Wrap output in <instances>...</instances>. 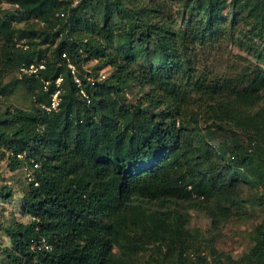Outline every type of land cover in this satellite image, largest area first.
<instances>
[{"label": "trees", "instance_id": "obj_1", "mask_svg": "<svg viewBox=\"0 0 264 264\" xmlns=\"http://www.w3.org/2000/svg\"><path fill=\"white\" fill-rule=\"evenodd\" d=\"M7 1L17 5L26 20L37 19L45 29L39 34L33 27L21 30L30 46L15 48L11 23L0 19L6 59L18 68L44 64L37 74L24 76L42 86L39 104L50 103L57 90L60 104L56 111L38 106L32 113L16 110L0 117V147L10 152L11 169L27 163L34 177L23 195L25 212L33 219L3 228L11 246L5 248L0 264H112L115 244L124 242L132 253L146 248L149 241L168 239L173 244V234L179 236L181 264H208L204 256L184 245L185 219L174 228L166 213L151 212L144 202L199 194L205 198L211 196L209 186L218 187L215 178L198 185L192 170L182 172L192 162L186 148L194 147L193 133L200 131L180 121L187 117L194 99L236 96L256 100L264 95V52L236 38L233 26L229 30L225 25L228 19L223 11L229 0L186 3L190 11L182 21L165 16L156 6L148 11L127 7L124 0ZM231 3L248 10L245 22L251 29L243 33V39L264 38V0ZM223 39L248 46L263 66L242 58L248 64L235 75L201 69V61L219 51ZM109 48L121 59L108 58L107 63L128 68L127 75L116 84L85 80L83 64L92 57H107ZM139 60L137 74L130 64ZM126 78L157 96L159 114L154 108H143V102L115 107L122 101ZM44 81L49 83L47 90ZM260 112L252 121L238 118L239 127L250 125L244 129L249 131L251 150L239 142L213 149L224 171L236 177L234 183L242 179L264 190V108ZM223 115L229 118L226 111ZM189 131L192 142L182 139ZM197 173L206 177L211 171ZM13 195L7 186L0 188L1 198L9 200ZM42 239L48 247L39 246ZM244 261L264 264L262 227Z\"/></svg>", "mask_w": 264, "mask_h": 264}, {"label": "rangeland", "instance_id": "obj_2", "mask_svg": "<svg viewBox=\"0 0 264 264\" xmlns=\"http://www.w3.org/2000/svg\"><path fill=\"white\" fill-rule=\"evenodd\" d=\"M79 1L75 0L74 4ZM193 1L124 0L127 7L147 11L156 6L162 14L177 21H182L184 15L189 13L190 10L186 9L185 4H192ZM231 2L232 0H229L223 11V15L228 19L225 25L229 30L233 26L232 33H235L236 38L244 40L252 49L263 53V37H255L249 41L243 39V33H248L251 29V25L245 22L248 10L235 6ZM11 16L15 19H11ZM0 19L11 23L15 48L24 49L30 46V39L21 37V30L33 27L39 34L45 29L44 25L37 23V19L26 20L20 13L19 7L7 0H0ZM34 24L35 26H32ZM1 36L0 34V117L8 113L13 114L16 110L32 113L40 106L38 98L42 86L31 82L29 78H26L28 76L21 74L20 68L6 59L5 39ZM46 46L44 45L45 48ZM106 54L105 58L92 57L83 64L82 74L85 80L90 83L116 84L119 77L127 75L128 68L119 69L107 63L108 58L118 56V59H121L119 53L114 48H109ZM208 55V60L205 58L201 61L204 62L201 69L215 71L220 75L237 74L242 66L248 64L244 59L263 66L262 61L256 58L248 46H241L237 41L231 43L223 39L222 48ZM50 57H52L51 52H48L47 58ZM141 62L142 60H139L137 64H130L132 71L136 70L139 74L138 69L141 68L139 65ZM28 75L30 77V74ZM128 79L126 78L127 81ZM121 96L122 101L115 104L116 108L121 104L128 107L130 104L136 105L143 102V108H154L155 114L161 112L162 108L155 105L157 96L136 80L126 82ZM82 97L88 99L86 94H82ZM114 97L119 99L116 95ZM216 108L219 110L217 113ZM263 108L264 95L256 100L236 96L194 99L187 117L180 121L190 122L193 126L199 127L200 131L193 133L194 147L186 148V154L192 162L182 172L184 175L192 170L190 172L195 173L198 185H207L211 179L215 178L218 187L209 186L212 189L211 196L205 195V198L199 194L189 199L144 202L151 212L166 213L169 218L167 222L173 223L174 228L178 226L181 218L185 219L184 230L187 234L183 235L184 245L188 251L193 250L204 256L208 264H245V257L255 245L258 228L262 227L264 230V190L262 186L246 184L242 179H237L234 183L232 180L236 177L231 178L224 171L223 161L213 149V147L218 148V144L231 146L239 142L251 150V145L247 140L249 131L244 129L250 125L239 127L238 118L248 121L255 120L259 118L258 113H261ZM224 111L229 114L228 119H224ZM189 137L190 131L182 139L192 142V138L189 139ZM212 141H214L213 146H211ZM0 155V188L7 186L14 193L9 200L0 197V257L4 258L6 257L5 248L10 247L11 242L3 228L16 222L28 223L33 219L31 214L25 212L23 202L24 192L28 191L30 185L28 176L33 175V169L26 163L12 170L9 160L10 152L6 151L5 147H0ZM197 171L205 173L211 171V173L204 177ZM225 180H227V185ZM231 181L233 185H230ZM173 235L175 237L173 244L168 239L165 243L149 241L146 248L132 253H129V248L124 242L115 244L111 250L112 264L120 261H123L122 264H181L178 261L180 249L177 239L179 236ZM176 243L177 246H175Z\"/></svg>", "mask_w": 264, "mask_h": 264}, {"label": "built area", "instance_id": "obj_3", "mask_svg": "<svg viewBox=\"0 0 264 264\" xmlns=\"http://www.w3.org/2000/svg\"><path fill=\"white\" fill-rule=\"evenodd\" d=\"M45 66L44 64H31L30 66H22L20 67V72L21 74L24 75H33V74H37V72L41 69H44ZM76 81L78 82L79 85H81V82L79 79H76ZM61 79H58L57 84H60ZM48 82L44 81V89L47 90L48 88ZM60 91L57 90L51 97V102L50 103H41L40 106L43 110L47 111V112H51V111H56L59 108V104H60V97H59ZM29 181H33L34 177L32 175L28 176ZM40 247H48V243L45 239H42L39 243Z\"/></svg>", "mask_w": 264, "mask_h": 264}]
</instances>
